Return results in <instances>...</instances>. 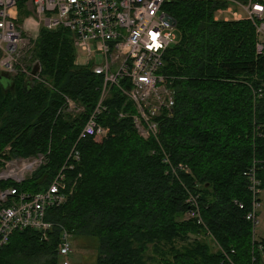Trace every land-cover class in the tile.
<instances>
[{
  "label": "trees",
  "instance_id": "16d2710c",
  "mask_svg": "<svg viewBox=\"0 0 264 264\" xmlns=\"http://www.w3.org/2000/svg\"><path fill=\"white\" fill-rule=\"evenodd\" d=\"M163 8L176 22L161 69L175 100L171 115L160 118L157 140L137 134L131 103L112 88L97 118L107 137L77 141L101 78L74 63L67 28H40L32 48L39 79L0 78V156L43 153L47 160L21 182L0 180V188L41 190L36 181L52 177L76 144L79 160L67 171L75 190L50 218L73 244L92 245L93 264H264V238L253 237L245 218L250 167L264 190V53H255L250 22L215 21L209 2ZM64 95L84 112H58ZM194 209L198 215L188 216ZM57 242L58 229L46 240L34 229L16 230L0 264H60Z\"/></svg>",
  "mask_w": 264,
  "mask_h": 264
},
{
  "label": "built area",
  "instance_id": "2783aa9c",
  "mask_svg": "<svg viewBox=\"0 0 264 264\" xmlns=\"http://www.w3.org/2000/svg\"><path fill=\"white\" fill-rule=\"evenodd\" d=\"M173 1L209 2L215 21L250 22L255 34V53H264V0H0V77L4 72L10 81L17 75L28 81L39 79V73L32 75L31 68L35 62L32 48L40 28H67L76 50L74 63L88 66L101 78L97 101L84 120L77 141L87 137L101 141L107 137L109 128L99 124L97 118L106 110L105 101L112 88L124 98V104L131 103L137 134L143 139L157 140L160 118L171 115L175 100V91L161 72L165 51L177 39L176 22L163 8ZM20 2L25 11L22 17ZM58 112L74 117L84 112V106L64 95ZM75 145L55 174L44 179L41 190L0 188V250L16 230L34 229L46 240L50 231L58 229L56 255L60 264H73L71 234L54 223L50 210L60 206L75 190L77 179L70 180L67 176V171L79 160ZM8 150L7 146L5 151ZM164 158L168 161L166 155ZM46 160L43 153L0 156V180L21 182ZM245 175L251 196L245 218L253 230L262 190L254 166ZM187 201L197 207V196L190 194ZM238 206L243 208L241 203ZM197 215L198 209L188 213L191 217Z\"/></svg>",
  "mask_w": 264,
  "mask_h": 264
},
{
  "label": "rangeland",
  "instance_id": "374dc122",
  "mask_svg": "<svg viewBox=\"0 0 264 264\" xmlns=\"http://www.w3.org/2000/svg\"><path fill=\"white\" fill-rule=\"evenodd\" d=\"M6 84L7 80L2 79ZM253 237L257 239L264 238V190L260 193V206L257 211V223L252 230ZM73 252L71 254V260L73 264H93V248L88 243L73 244Z\"/></svg>",
  "mask_w": 264,
  "mask_h": 264
},
{
  "label": "water",
  "instance_id": "95a60500",
  "mask_svg": "<svg viewBox=\"0 0 264 264\" xmlns=\"http://www.w3.org/2000/svg\"><path fill=\"white\" fill-rule=\"evenodd\" d=\"M173 23H175V20H173ZM40 68H41L40 67V63H39V61L36 60L34 62V64L32 65V68H31L32 75H36L37 73H39ZM0 78L1 79H6L7 83L10 82L9 76L6 73H4V72L2 73ZM45 177H46V174L41 175L40 178L36 181V183L37 184H42V182L44 181Z\"/></svg>",
  "mask_w": 264,
  "mask_h": 264
}]
</instances>
